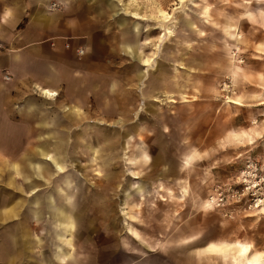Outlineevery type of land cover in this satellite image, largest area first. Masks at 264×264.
I'll list each match as a JSON object with an SVG mask.
<instances>
[{"label":"rangeland","instance_id":"374dc122","mask_svg":"<svg viewBox=\"0 0 264 264\" xmlns=\"http://www.w3.org/2000/svg\"><path fill=\"white\" fill-rule=\"evenodd\" d=\"M90 1L23 0L29 18L15 33L22 26L29 38L47 34L28 22L38 7L58 3L49 11L56 23L96 24L97 34L38 37L53 50L58 41L75 50L68 85L53 88L49 70L34 83L3 72L14 135L0 152L13 159L0 161V264H208L209 257L245 264L243 246L250 247L247 260L259 256L264 264V0H187L183 7L180 0ZM165 13L176 16L169 34L159 25ZM126 40L137 43L136 58L122 49ZM38 85L57 91L55 100L39 94ZM30 97L36 100L26 103ZM38 106L42 112L33 113ZM29 130L35 135H26ZM42 143L66 154V168L28 193L14 165ZM170 164L176 173H166ZM138 183L143 196L134 195ZM71 202L78 216L65 234L51 206L68 211ZM13 203L17 216L5 219ZM24 226L30 243L22 244L14 238ZM212 242L242 245L214 255L205 248ZM60 249L70 256L55 258L57 251L65 254Z\"/></svg>","mask_w":264,"mask_h":264},{"label":"crops","instance_id":"0c3cea01","mask_svg":"<svg viewBox=\"0 0 264 264\" xmlns=\"http://www.w3.org/2000/svg\"><path fill=\"white\" fill-rule=\"evenodd\" d=\"M39 1V0H38ZM63 0H58L60 3ZM8 3H12L13 6L9 8L8 10L6 9L7 7L2 6L3 4L6 5ZM90 2H95V0H91ZM48 1L45 2V5H47ZM61 4V3H60ZM111 7L115 6L112 3H107ZM58 3L54 4L53 6H57ZM51 5L48 7L50 9H45L43 10L42 8L38 7L37 11L33 14L31 17L30 23L28 22V25L31 26V29H35L37 25H40L41 27L45 28V31L47 34L45 35H39L35 36L33 38H29L25 36V30H21V27L18 28V30L15 33V29L20 25L21 22L24 21L25 16L28 15V12L23 14L22 9H23V0H0V9L1 7L3 8L2 11H0V152L1 151H6L7 150V143L9 141L10 136L14 135V132L12 131V121L10 118H8L7 114V109L5 108L7 102H5L4 96L7 93V88L9 86H6V83L3 81V72L10 73L12 75L13 80H17L15 82H28L31 81L32 83L34 82H43V77L47 74V71L49 70L48 77L46 81L48 83H52L53 88H57L60 83H67L68 85V78L72 77L70 75V66L71 62L75 64V50L74 51H69L65 48L64 41H58L56 50H53L49 47L47 44L46 38L43 39L42 44L38 43L41 40H37L38 37H47L49 36L52 32L54 33H61L63 35L68 34V35H78L73 32H79V33H86L89 34V37L94 38L95 34H97V26L96 24H93L94 26L86 25V26H81L79 23L78 26L72 25L71 22H69V25H64L63 22L65 18H60L62 21L60 23H56L55 20V15L51 12L49 14V11H52ZM30 8V7H29ZM27 10V9H26ZM137 14V13H136ZM69 18H76L78 21L77 13L69 12L66 14ZM28 17V16H27ZM29 18V17H28ZM55 20V21H54ZM70 20V19H69ZM59 26H54L58 25ZM137 23H133L129 27V29H124L123 33H125L127 30L131 31L134 30V27H136ZM53 25V26H51ZM35 26V27H34ZM28 27V26H27ZM84 36V35H83ZM37 40V41H36ZM77 39L75 38L72 41L73 46H76L78 43L76 41ZM136 42L133 40H126L122 42V49L133 55L135 58L137 57V46ZM50 48V49H49ZM42 49H45V52H41ZM86 52L83 51V55H85ZM42 56L44 57L42 59ZM46 58L49 59V61L46 63ZM86 64L89 62L91 63V54L89 53L88 47H87V55H86ZM140 59V57H138ZM141 60V59H140ZM143 62V61H142ZM60 72L64 73L66 76L64 80H61V75ZM56 76H55V75ZM57 74L59 76H57ZM139 76L142 78L143 76V71L139 74ZM58 78V79H57ZM47 84V85H50ZM41 86L38 85L36 91L43 95L46 98L53 99L55 100V96L58 95L57 91H54L48 86ZM81 87V88H85ZM189 88L193 91L195 88L193 84L189 83ZM47 91L51 93H56L54 95L49 94ZM147 93L143 92L142 96H146ZM198 94V93H197ZM85 95V94H84ZM84 95L80 96L83 97ZM71 97V96H70ZM198 97L199 94H198ZM74 98V97H72ZM36 100V98H29L26 103ZM39 103V101H38ZM236 104H240V102L235 100ZM40 105V104H39ZM26 107V110L29 112V110ZM114 110L113 107H111L108 112L112 113ZM75 111H78V109H75ZM33 113H38L40 114L42 112L41 106H38L37 109L32 111ZM79 112V111H78ZM33 133V134H32ZM35 131H28L26 132V135H35ZM39 134V132H37ZM47 135H51V132H46ZM50 137V136H49ZM48 139L45 138V141ZM57 146V144H56ZM86 148L88 149L89 146L87 145ZM11 151H14V149H11ZM14 155V154H13ZM41 156V157H39ZM65 158L66 154L65 153H60L58 151L51 153L48 146H46L45 143H42L39 147L36 148L35 152L28 154L27 159L23 165L15 164L14 168L17 174L21 178H23V181L25 182V188L28 193H34L39 190V186L42 185H47L48 181L51 179L53 175H56V173H61L65 170L66 165H65ZM3 159L11 160L13 162V159H9L7 157H1L0 161ZM162 159V158H161ZM158 163L160 162L157 161ZM62 168V170H61ZM87 171V170H86ZM176 168L175 165L170 164L168 167V170L166 173L168 174H174L176 173ZM72 174L70 173L68 175V179L65 181L66 184H70L72 182ZM44 180L43 182H40L41 180ZM11 179V184L14 183ZM139 186L134 187V195L136 196H143L145 194V186L144 183H138ZM103 192L108 189L107 186H103ZM60 190L64 191V189L59 186ZM107 188V189H106ZM183 194L187 192V188L184 187L182 190ZM67 196L72 198V195L69 192H66ZM131 193V192H130ZM49 196V199H51V193H47ZM33 202L39 203V197L37 195L32 196ZM15 207L16 204H12L10 209H7L4 212V218L9 219L12 217L17 216V213H15ZM39 207V206H38ZM53 210L52 211V216L56 219V222H58L59 229L63 231V233H72L74 224H75V218L78 216V212H76L75 208L73 207V202H71L69 210H65L63 207H57V206H51ZM2 214V213H0ZM35 216L37 217L38 220H40V215H39V209L34 211ZM24 225V224H23ZM20 232L22 235H20ZM30 228L29 227H18V238L17 235L15 236V240L20 243H30ZM60 234L59 233V238H63L65 234ZM26 235V236H25ZM14 236V235H13ZM69 242V241H68ZM241 247L242 244H227V243H218L216 244L215 242H212L211 244H208L206 248V252L213 254L214 255H222L220 250L222 247ZM247 245V244H245ZM212 247V248H211ZM64 251L65 254L61 255L58 253V251L55 253V258L61 259L65 258L67 256H70L69 252L66 250H61ZM240 252L244 255H240V258L245 259V264H253L251 261L253 259H258L259 263L260 258L259 256H249L247 260V256L251 253L250 247L243 246L240 250ZM248 253V254H247ZM236 254H239V251L236 252ZM246 254V255H245ZM227 255H232L234 254H227ZM210 260L207 262L208 264H215L212 263L213 261H216L214 258L209 257ZM196 264H202L201 261L197 260ZM263 264V263H262Z\"/></svg>","mask_w":264,"mask_h":264},{"label":"bare ground","instance_id":"6f19581e","mask_svg":"<svg viewBox=\"0 0 264 264\" xmlns=\"http://www.w3.org/2000/svg\"><path fill=\"white\" fill-rule=\"evenodd\" d=\"M181 2H182V5L181 6H179V7H183L184 6V3L185 2H187V0H180ZM179 1V2H180ZM187 3H185V5H186ZM135 18H137V19H146L145 17H143V16H140V14H136V16H134ZM168 17H170V19L168 20V21H164L163 19H167ZM174 18H176V16H174V15H171V14H169V13H165L164 15H162V17L160 18L161 20H160V23H159V25H160V27H162V30L164 31V34H169V33H172V26H171V24L174 22V21H172V20H174ZM161 22H163V23H161ZM155 29H157V28H155ZM81 53H82V51H80ZM143 62V64L144 65H147L148 63H150V59L149 58H146V59H144V60H142ZM143 74L145 75V71H143ZM49 94H51V95H54V94H56V93H51V92H49V91H47ZM233 103H235V100L233 101ZM61 170H62V168H61ZM255 185V184H254ZM254 185H253V187H254ZM250 188H252V186L250 187ZM212 202V201H211ZM253 264H260L259 263V260L256 258V259H253V261H251Z\"/></svg>","mask_w":264,"mask_h":264},{"label":"built area","instance_id":"2783aa9c","mask_svg":"<svg viewBox=\"0 0 264 264\" xmlns=\"http://www.w3.org/2000/svg\"><path fill=\"white\" fill-rule=\"evenodd\" d=\"M78 50H79V51H78V52H79L78 54L82 55V53L80 52V51H81L80 48H79ZM82 51H83V50H82ZM212 199L215 200V202H216V200H218L219 197H218V196H217V197H212Z\"/></svg>","mask_w":264,"mask_h":264}]
</instances>
